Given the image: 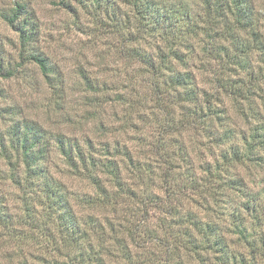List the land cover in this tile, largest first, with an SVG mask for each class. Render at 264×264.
<instances>
[{"label":"rangeland","instance_id":"374dc122","mask_svg":"<svg viewBox=\"0 0 264 264\" xmlns=\"http://www.w3.org/2000/svg\"><path fill=\"white\" fill-rule=\"evenodd\" d=\"M143 2L159 8L162 16L156 25L134 0H0V138L11 124L34 121L48 132L77 140L99 161L109 146L113 154L107 153V159L118 165L126 186L144 200L138 205L124 198L119 209L127 211L132 222L155 228L157 240L147 241L142 232L137 246L128 242L132 256L125 260L117 238L100 239V230H108L102 223L107 215L101 208L82 206L79 200L93 189L83 176H72L55 154L49 174L65 187L69 205L88 228L92 256L97 258L90 264H264V253L259 257L254 252L260 248L254 239L264 237V163L235 162L232 149L241 144L238 132L246 135L259 119L264 123L263 85L259 91L245 92L249 71L263 70L264 59L251 50L240 66L233 63L231 57L238 52L229 37L232 17L211 14L201 0ZM17 3L36 29L27 44L2 17ZM251 4L256 20L251 30L259 29L264 41V0ZM249 34L235 31L243 44L252 43ZM31 50L51 68L48 78L31 59ZM135 51L150 57L157 68L138 63L130 56ZM161 58L167 61L161 64ZM185 74L190 83L183 88L171 84ZM222 84L241 86L249 101L223 95ZM94 90L100 92L98 97ZM248 106L256 116L248 114ZM203 122L227 139L213 141ZM164 125L167 133L162 132ZM88 141L90 149L84 147ZM157 143L172 166L156 159ZM260 155L264 158L263 152ZM147 163L151 172L143 166ZM217 171L220 182L214 179ZM7 175L0 156V201L13 222L7 229L0 223V264H89L79 262L74 244L65 250L48 236L60 238L53 212L58 208L43 193L19 191ZM230 177L239 180V191L221 188ZM247 196L261 202L263 212L256 218L263 223L251 221L257 219L243 209ZM87 214H94L95 222L86 220ZM187 216L217 226L220 246L224 243L222 249L229 255L219 256L222 249L214 246L197 255L188 249V239L196 244L203 238L191 221L179 224ZM236 222L243 224L248 241L238 236Z\"/></svg>","mask_w":264,"mask_h":264},{"label":"trees","instance_id":"16d2710c","mask_svg":"<svg viewBox=\"0 0 264 264\" xmlns=\"http://www.w3.org/2000/svg\"><path fill=\"white\" fill-rule=\"evenodd\" d=\"M134 1L137 2L136 6L139 4L138 7L144 17H147L149 20L154 17V25L160 21V17L162 15L159 16V8L154 6L148 7L147 4L143 2L145 0ZM201 2L205 9L211 14L218 15L220 13L226 12L232 17V29L229 30V37L230 40L234 42V50L238 52V55L233 54L231 57V61H233V63L239 64L240 66L241 62L244 61L243 58L247 57V55H249L248 52L251 50H256L259 52L264 59L263 34L259 31V29L251 30V27L256 21L254 12L252 10L251 0H201ZM145 8L147 10H145ZM24 9V6H21V4L17 3L13 10L3 14L2 17L10 26L14 27L22 34V42L27 44L28 42L33 41L32 37L35 34L34 31H36V29L35 26L33 27V23L31 24L28 21V16H24L26 12ZM235 31L241 35L250 33L249 36L252 39V43H241V40H238L235 36ZM31 52L33 53L31 54V59L38 64L44 77L48 78L49 73H51V68L45 63L43 58L36 51L31 50ZM136 52L137 51H135L130 56L138 61V63H143L144 65L151 68V70L157 68L158 65L150 57H146L145 55L141 56L138 54V52ZM161 60H163L160 62L161 64L167 61L165 58H161ZM187 78L188 77L186 74L173 78L171 80V84L183 88V86L190 83ZM248 79V88L245 90V92L252 93V89L259 91L260 85H263L260 87V91L264 90V69L260 70L256 68V71L253 69L250 70L248 73ZM240 87L241 86L239 85L237 87L233 85L222 84L219 89L223 95H227L228 97L235 96L241 98L242 101H249L247 100V95H244V90ZM93 89L94 88L90 87V90L93 91ZM95 92L97 93V91ZM99 95L100 92L96 94V97ZM193 99H195V96ZM247 112L252 116H256L257 113L253 106H251V108L248 106ZM194 113H197V111H194ZM213 117V112H211V118ZM216 121H222V119L218 120L216 118ZM261 121L262 120L259 119L258 122L260 124L255 128H252L246 135L238 132L241 144H235L232 147V149L234 148L235 150L233 154L235 162L246 160L257 166L263 165L264 158H262L260 153H264V123ZM203 123L204 124H202V127H204L206 130V132H204L207 133L213 141H219L218 139L221 138L227 139V135L218 134L217 132H210V122ZM168 130L169 129L165 128L164 125V130L162 132L167 133ZM220 144L222 145L221 142ZM116 145L113 148L117 150L115 154H118L119 150ZM84 147H88L90 149L92 147V143L88 141ZM162 147V144L157 143L154 149L156 159H159L160 162L165 165L171 163L170 166H172V162H170L168 158H166V155L162 153ZM105 150V157L101 158L99 161L97 158L90 157L89 153L87 155L83 145L81 146L77 140L67 138L59 133L48 132L44 130L40 124L34 121H17L16 123L11 124L5 131L4 136L0 138V156L8 167V175L6 179L10 181L11 184L14 185L19 191H23L20 189L26 188V190H31L38 196L43 193L44 199H46L53 207L55 206L58 208V212L57 210H53V212L55 211L54 213L57 214V219L59 221L57 228L58 232L60 233V238H57L55 235L53 236V234H49L48 236L51 238L53 243L58 242L62 245L64 244L65 250L67 247L70 248V245L72 244L78 247L77 252L80 263L88 262L90 264L91 262H96L97 258L94 254L92 256L91 242L90 239H88L90 238L87 231L88 228H83L82 223H80L78 217L76 216V213L73 212L72 207L69 205L68 199H66L64 194L67 192L66 190L64 191L65 187L62 186L61 182L56 181L54 177L52 175L50 176L49 174L53 164L52 157L55 154H59V156L63 159L66 168L68 171H70L72 176H83V178L89 182V186L93 189L91 194H86L83 199L79 200L82 206L88 208H101L108 218L111 216V219L109 220L107 216L102 218V223L106 225L108 230L106 231L104 228H102L103 230H100V239L103 236L117 238V242L119 243L118 245L121 246V249L124 246V254L126 255L125 260L130 259L132 256L130 249L127 246L128 242L134 246H137L138 241H136V237H140L142 232L145 237L144 239L147 241L153 242L154 240H157V232L155 228H148L145 226V223H140L139 221L132 222L130 214L127 211H122L119 209V204L124 198L130 199V202L134 203L137 201L138 205H142L144 200L139 199V195L135 189L126 186L118 165L107 159V153L111 152L113 154L109 146H107ZM223 158L225 159L226 157L223 156ZM149 165L150 164L147 163V165L144 164L143 166L151 172ZM171 174L172 176L177 175L173 174L172 172ZM217 174L219 175L218 171ZM217 174H215L214 179L217 178L218 182H220L222 178H220V175L217 177ZM189 180L194 186L196 185L193 180ZM224 187H230L231 190H236L238 187H241V184L235 177H230L227 179L226 184L221 188ZM216 191H219V189L215 190V192ZM216 195L220 196L221 192L216 193ZM246 198L247 199L244 202L245 208L243 209L254 216L255 219H257L250 220L260 224L263 223L262 220L256 218L258 214L263 212V206L260 204L261 202H259L254 196H247ZM0 199H2V197ZM4 207L5 206L0 201V223L3 224V227L7 229L13 225V222L6 216L7 213L4 212ZM95 217L96 216H94V214H87L85 216L86 220L93 222H95ZM240 217L242 216L239 215L237 220L240 221ZM180 219H184L180 220V225H182L183 222L191 221V225L194 226L195 229L197 228L196 230L198 234H200L203 238V240H201L202 242L196 241V244L190 239L187 240L186 244L190 245L188 246V249L194 251L196 255L198 252H200V249H204L206 247L212 248L214 246L220 250L225 246L224 243H222V246H220V242L223 240L221 236H219L220 233L217 231V226L215 227L212 224L201 222L199 219H195L194 216H187L184 218L182 217ZM25 223H27V221ZM29 223H31V220ZM242 226L243 224L241 222H236L234 228L238 231V236L240 238L243 237V239L248 241L247 236L244 235L246 233ZM184 235L189 236L190 234L189 232H185ZM86 239L88 240L85 244ZM79 240H82V243L76 242ZM254 243L260 247L258 248L256 246L258 250H255L254 252H256L257 255L260 253L259 257L261 255L263 256L264 237L260 236L259 239L256 237L254 239ZM138 248L140 247L138 246ZM218 254L221 257H226L227 252L224 248ZM228 255L229 254H227V256ZM237 262L244 264L242 260H237Z\"/></svg>","mask_w":264,"mask_h":264}]
</instances>
